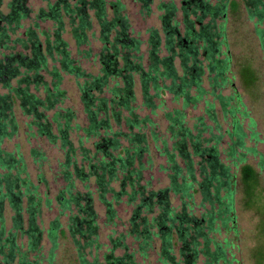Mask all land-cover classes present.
Wrapping results in <instances>:
<instances>
[{"label": "trees", "instance_id": "obj_1", "mask_svg": "<svg viewBox=\"0 0 264 264\" xmlns=\"http://www.w3.org/2000/svg\"><path fill=\"white\" fill-rule=\"evenodd\" d=\"M25 1L11 0L7 6L8 13H0V51H2L0 84L8 90V93L0 94V264H42L36 256L30 260L31 254L40 252L39 246L42 239V230L37 226L41 215L38 188L29 179L22 155L19 152H8L2 149L3 142L18 132V124L13 113L16 101H19L24 115L32 118L28 128L35 126L38 136L46 138L52 144L59 139L60 148L64 151L65 162L62 165L64 168L62 173L67 185L56 196V201L60 206L61 214L76 211L69 217L67 229L76 248L78 264H98L97 259L88 262L84 251L99 250L100 245L97 216L92 205L93 193L76 192L72 182V168L75 178L81 184L85 185L91 179L94 181L98 199L106 207L108 220L114 216L112 204L106 200L108 194L114 202L119 203L121 198L127 197L128 203H136L128 234L120 235L119 239L112 241L113 249H124L125 254L118 258L107 256L105 259L107 264H135L133 254L127 253L128 247L123 242L127 236L139 243L138 248L141 254L149 251L153 240L158 239L161 242V253L166 258L163 260L164 263L181 264L175 261L174 256H171L170 250L175 246L174 240H176L180 243L178 254L182 264H195L199 254L208 259L207 264H231V261L227 259L225 247L216 242L208 240L205 248L200 252L198 239L204 235L202 230L206 219L191 216L185 209L175 213L170 208L169 192L174 196L185 195L189 199L200 194L204 202L215 209L211 213L213 220L209 222L210 228H207L212 231L215 223L221 224L222 227L227 223L235 225V217L232 215L236 183L239 182L244 206L252 207L261 184L260 172L246 164L244 158L240 159L237 181V177L218 162V145L225 134L217 133L210 137L212 139H204L205 145L211 142L213 144L201 149L202 143L199 141L201 134L191 135L184 127V112L175 110L173 113H167L165 117L169 123L168 131L173 140V150L186 165L179 166L177 157L168 151L166 142H162L161 154L166 158L168 168L174 172V175L168 189L149 191V184L142 183L144 181L142 158L149 152V139L144 129L154 125L148 118H140L135 114L132 105L135 102L136 77L143 105L148 109L154 108V101L162 93H173L181 99L183 109L190 103H197L203 94L200 86L203 68L197 65L201 54L207 61L206 70L213 75L211 80L212 85H216L213 86L215 94L221 88V85L217 84L218 80L226 83L225 75L230 67V58L222 51L226 39L225 26L221 24L218 28L215 20L219 18L224 20L228 12L237 11L238 3L235 0H222L223 3L211 5L203 0H184L183 34H180L177 26L169 24L172 17L176 16L174 5L163 6L165 13L162 21L167 55L158 58L161 39L157 31H152L148 43L151 48L149 52L151 62L148 68L144 69L141 63L142 56L139 55L141 44L129 35L130 28L127 19L122 16L124 8L121 4H112L115 14L111 20H107L105 0H74L72 5L67 0H54V3L45 0L49 3L48 10L46 13L42 11L40 18L47 17L52 20L55 29L50 36L42 32V35L46 37L44 42H41L37 32L31 28L24 31L23 38L14 37L17 29L21 27V20L28 17ZM139 1L142 2L143 9L147 11L151 0ZM248 1V5L253 8L250 15L256 17L255 25H261L264 22V0ZM90 10L94 11L99 25L100 40L104 44L102 51L98 54L101 66L98 76L87 74L76 65L63 39L66 19L76 47L79 48L88 43V33L92 29L87 14ZM192 17L195 18L192 19ZM207 18L209 21L205 23ZM256 34L264 52V30L257 29ZM16 48L21 51L15 52ZM22 49H29L31 54L24 55ZM120 49L131 53L122 54ZM55 56L58 58L55 59ZM89 56L90 53H86V57ZM175 59L180 60L182 76L176 74L173 66ZM48 60H55L60 65V69L53 67L49 71L50 84L44 82L39 76L40 72L47 71ZM60 71L83 80V83L79 85V91L88 123L83 131L87 137H99L94 143V152L85 148L81 140L79 147L74 146L70 139L71 121L74 118L69 114L62 115L58 112L53 116V122L57 121L58 136L53 134L52 123L48 116L44 115V111L53 110L55 105L64 98V92L60 89L62 83ZM113 79H117L120 83L116 82L111 87L109 83ZM166 80H170V84H165ZM31 86H35L36 90L42 87L44 95L42 99L29 92ZM191 88H195L196 92L193 97L189 96ZM105 93L109 94L108 98L99 97ZM234 95L228 98L220 94L214 96L221 105L222 114L226 118L230 117L229 130L226 134L232 142L229 150L231 160L238 149L245 150L253 156L258 154L255 148L246 146L245 140L248 137L241 119L248 118V114L241 109L243 104L240 97L236 93ZM232 102L234 105H231ZM122 111L127 112V115L123 116ZM61 119L63 123H59ZM212 120L217 128L216 119ZM122 121L130 132L124 134L112 132L111 123L120 124ZM254 128L255 123L250 120L249 141L257 142L258 134ZM132 129L137 131L132 133ZM149 133L153 137L152 141L159 140L153 131ZM187 140L192 143L194 155L200 159L198 163L193 164L191 161L187 150ZM122 141L129 146H122ZM31 156L40 162L45 159L44 155L36 150H31ZM78 156L84 163L83 169L80 170L76 163ZM260 159L259 166L263 171L264 159ZM85 167L87 172H84ZM196 173L199 174V180L196 178ZM39 177L42 179V176ZM118 177H121L120 190L115 191L111 184L117 182ZM179 178L180 182H178ZM220 191L223 193L222 196L218 194ZM7 207L13 212L10 228H7L4 217ZM155 208L158 209V213L154 212ZM23 213L27 215L26 222H24ZM233 226L232 229H234ZM61 233L65 234L56 218L50 223L47 231V239L51 244L47 258L48 264H54V252ZM22 237L28 239L24 252L17 244L18 239Z\"/></svg>", "mask_w": 264, "mask_h": 264}, {"label": "rangeland", "instance_id": "obj_2", "mask_svg": "<svg viewBox=\"0 0 264 264\" xmlns=\"http://www.w3.org/2000/svg\"><path fill=\"white\" fill-rule=\"evenodd\" d=\"M11 0H0V13H8V4ZM211 5H217L223 3L222 0H203ZM238 3V9L235 12H228L227 17L216 19L215 24L219 28L221 24L225 26L226 39L223 44L222 51L230 58V67L226 76V83L218 80L217 84L219 88L215 94L214 87L212 85L211 78L212 74H209L206 70L207 61L203 55H199L197 65L203 68V74L200 76V86L203 90L200 100L197 103H190L186 108H182L183 102L177 98L173 93H162L154 101V108L148 109L144 107L141 98L140 87L138 78H135L134 96L135 102L132 107L134 113L140 118H148L152 123L153 127L145 128V132L148 135V146L149 152L143 155V179L142 183H148V190L150 191H161L170 187V181L174 175L168 168L166 158L161 154L163 147L162 142H166L168 151L173 153L176 157L178 153L173 150V140L171 134L168 131V120L165 117L167 113H173L175 110H182L185 115L184 127L190 132L191 135L195 136L201 134L199 140L201 149L209 147L213 142L205 145L203 140L212 139L211 136L215 134H225L218 145V162L220 165L227 168L228 171L239 178V166L241 163L240 159H245V163L254 167L257 172H260V188L256 193V198L252 203V207L247 208L244 206V199L241 192V188L238 184L234 186L236 194L234 196V212L235 225L227 223L224 227L215 223L212 231L207 230L209 222L213 220L211 214L214 208L210 204L204 202L200 194L192 196L191 199L187 196H174L169 192V203L170 208L175 213H180L183 209L186 210L187 214L194 216L198 219L204 217L206 219L203 225V236L198 239L199 250L205 248V243L209 240L210 242H216L221 246L225 247L227 252V259L231 261V264H264V169L261 170L259 166L260 158L264 159V52L261 48L258 40L256 30H264V22L261 25L256 24V17L250 15V11L253 12L251 5H248V0H235ZM69 4H73L74 0H67ZM106 2V14L107 20H111L114 17L113 5L119 3L123 6L122 16L128 21L130 28L129 35L132 38L138 40L141 44L139 55L142 56V65L144 69H147L150 65L149 52V38L152 31H157L161 39V45L159 47L158 58L165 57L167 52L165 51V38H164V24L162 16L165 13L163 6L172 4L176 8V16L172 17L169 22L170 26H177L180 34H183L185 24L183 21V7L184 0H151L148 10L143 9V4L139 0H105ZM49 3H54V0H49ZM48 1L45 0H26L25 7L28 10V17L21 20V27L17 29L14 37L23 38L24 31L27 28H31L37 32L39 40L44 42L45 34H52L55 29V24L52 20L40 18V13H46L48 10ZM191 11V9H189ZM199 13V12H198ZM89 20L92 25L91 31L88 33V43L79 48L76 47L75 41L71 37L70 29L68 27L67 20H64V34L63 39L67 43L68 50L71 53V57L76 62V65L92 76L100 75V62L98 54L102 51L104 44L100 40L99 25L94 11H88ZM195 17H192L194 19ZM207 18L204 22H208ZM108 47H110L108 45ZM107 47V48H108ZM16 51L21 49L16 48ZM0 51V55H1ZM24 55H30L29 49H22ZM90 53L89 57H86V53ZM123 54H129L131 52L120 49ZM9 53V52H6ZM58 57L55 56V59ZM47 71L40 72L39 76L42 77L43 81L50 84L49 71L55 67L60 69V65L55 60L47 61ZM120 64V63H119ZM121 66V65H120ZM174 69L178 76H182V69L180 60L174 61ZM62 77V83L60 89L64 92V98L55 105L53 110L44 111V115L48 116L49 121L52 123L53 134L58 136L57 132V121L53 122L52 118L56 113L62 115L71 116V134L70 139L75 147H79L80 140L82 145L94 152V143L99 137H87L83 131L87 127V120L84 113L83 105L81 102V96L79 91V85L83 83V80L77 79L72 75L63 73L60 71ZM31 76V74H29ZM110 82V81H109ZM116 82L120 81L111 80L109 85L112 87ZM165 84H170V80H166ZM162 84V83H161ZM14 85V83H13ZM214 86V87H213ZM110 87V88H111ZM35 86L29 88V92L35 96L43 98L42 87L34 89ZM6 90L3 85L0 84V94H6ZM236 93L243 104L241 109H244L248 114V118L241 119L244 131L248 138L245 143L248 148H255L258 153L256 156L248 153L245 150H236L234 157L231 160L229 156L231 140L229 139L226 131L229 130L230 117L227 118L222 114L221 105L214 98L215 95L220 94L223 97H234ZM195 88H191L189 96H195ZM98 96V95H95ZM99 97H109L102 94ZM234 105V102L231 103ZM229 109V108H227ZM16 122L18 124V132L12 138L6 140L2 144V149L8 152L20 153L27 166V172L31 182L38 188V197L41 200V215L37 221V226L42 230V239L40 241V252L38 254H31L30 260L36 256L37 260L40 259L42 264H48V252L51 249V244L47 239V231L52 221L58 218L59 223L64 230L61 233L57 242V249L54 252V264H78L77 252L72 238L69 235L67 226L68 219L74 215L76 211L60 213L61 209L56 201V196L66 187L67 183L63 179L62 165L65 162L64 151L60 148L59 139L56 140L55 144L50 143L46 138L39 137L35 126L28 128V124L31 123L32 118L24 115L23 110L20 108L19 101L15 102L13 109ZM122 115L126 116L127 112L122 111ZM121 115V116H122ZM239 116V115H238ZM240 117V116H239ZM213 118L216 119L218 127L213 123ZM250 120L255 123V132L258 134V141H249L250 131L248 129ZM63 123V119L59 121ZM112 124V132L128 133L130 132L125 126V122L122 121L120 124ZM136 129H132L131 132H136ZM153 131L158 141H152V135L149 133ZM102 136V133H100ZM187 150L190 154L191 161L193 164L199 162V157L194 155L192 149V143L187 140ZM122 146H129L125 141H122ZM31 150L41 152L45 159L43 161L36 160L31 156ZM78 154V153H77ZM176 161L179 166L186 165L177 157ZM236 162V164H233ZM77 168L80 170L84 167V163L81 161L79 156L76 158ZM83 164V165H82ZM83 169V168H82ZM72 182H74L76 192L86 193L90 191L93 193V209L97 216V228H98V242L100 245L99 250L89 249L84 251L85 259L88 262H92L95 259L98 260V264H107L105 261L107 256L112 258L122 257L125 254V250L121 248H114L112 241L119 239L120 235L126 236L130 228V219L136 203H128V198L123 197L118 202H114L111 199V195L106 196V200L111 202L114 216L111 220H108V214L106 207L99 201L97 189L94 181L91 179L85 185L78 182L75 178L73 168L71 169ZM84 172H87V168H84ZM39 176H42L40 179ZM117 182H113L111 187L115 191L120 190V179ZM196 178L199 180V174L196 173ZM181 179H178L180 182ZM87 185V187H86ZM197 187V186H196ZM129 188L127 189V191ZM212 193V192H211ZM220 196L223 193L218 192ZM185 205V206H184ZM155 213H158V209H154ZM5 222L7 228L11 227V218L13 212L7 207L5 211ZM26 213H23L24 222H26ZM232 226L234 229H232ZM25 227L27 225L25 224ZM210 228V227H209ZM208 228V229H209ZM212 232V233H211ZM207 234V235H205ZM186 236V235H185ZM27 238L22 237L18 239L17 244L21 251L26 250ZM80 242V241H79ZM125 245L128 247V254H133L135 264H168L164 263L166 260L165 256L161 253L162 247L161 242L158 239L153 240L149 251H145L141 254L138 248L139 243L135 242L132 237H125ZM175 246L173 247L171 256L175 257V261L181 262L182 259L178 254L180 246L179 242L174 240ZM210 244V243H209ZM213 247V246H212ZM208 259L199 254L197 262L195 264H207ZM210 264V263H208Z\"/></svg>", "mask_w": 264, "mask_h": 264}]
</instances>
